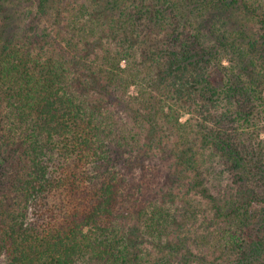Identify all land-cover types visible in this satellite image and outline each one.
<instances>
[{"label":"trees","instance_id":"16d2710c","mask_svg":"<svg viewBox=\"0 0 264 264\" xmlns=\"http://www.w3.org/2000/svg\"><path fill=\"white\" fill-rule=\"evenodd\" d=\"M0 264H264V0H0Z\"/></svg>","mask_w":264,"mask_h":264}]
</instances>
